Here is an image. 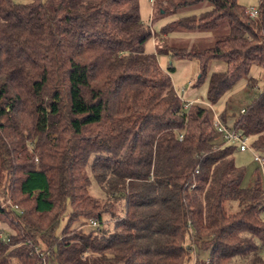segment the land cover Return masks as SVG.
<instances>
[{"label":"trees","instance_id":"16d2710c","mask_svg":"<svg viewBox=\"0 0 264 264\" xmlns=\"http://www.w3.org/2000/svg\"><path fill=\"white\" fill-rule=\"evenodd\" d=\"M203 4L160 32L227 22L226 35L147 53L155 32L140 0H0V201L10 200L0 205V264H264L260 172L243 186L239 145L223 141L202 102L184 109L174 66L158 59H200L198 84L209 61L222 62L208 78L217 102L253 64L264 68V3L255 18L239 0H163L159 10ZM233 129L264 133V89ZM87 168L102 202L89 193ZM228 199L240 209L229 212Z\"/></svg>","mask_w":264,"mask_h":264},{"label":"rangeland","instance_id":"374dc122","mask_svg":"<svg viewBox=\"0 0 264 264\" xmlns=\"http://www.w3.org/2000/svg\"><path fill=\"white\" fill-rule=\"evenodd\" d=\"M16 3H28L30 0H14ZM163 0H140V14L142 20L149 24L155 35L148 39L145 43V51L147 53L156 52V49L163 44H171L173 46L186 48L188 50L194 48H204L211 46L216 39L224 36L228 32L227 22L214 30H185L175 29L167 34L161 33V29L168 23L173 22L177 18L192 13H199L209 8L208 4H203L196 8L184 9L177 13H163L159 10V3ZM246 6L247 9L260 8L264 0H239ZM161 12V13H160ZM172 54L158 55V59L163 68H166L170 63L175 68L172 73V81L181 96L183 102L193 101L197 98L201 99L202 105L206 106L215 120L219 118L228 128L233 129L236 119L240 116L242 109L246 108L252 100L258 96L264 89V68L259 64H253L250 67L248 74L244 75L236 82L229 90H227L220 99L211 103L208 99V78L213 71H218L222 62L209 61L206 70V79L198 84L199 76L202 72V63L198 58L189 57H174ZM254 80V86H249V79ZM239 145L238 142H235ZM245 143L249 147L245 151L237 149L235 151L236 163L246 169V176L243 181V186H246L254 172H260L264 181V167L255 160L254 155L264 156V152L255 147V144L264 143V133L261 135H253L247 137ZM93 159L91 157L90 161ZM87 173L90 176L89 193L99 201H104L105 194L87 168ZM226 209L229 212H236L240 209L239 202L233 199H228L225 202ZM117 214L123 216L125 214V201L121 200L115 205L114 209ZM261 216L264 218V211ZM67 224V217L64 216L57 229V235L61 236L64 227ZM4 234L11 232L7 226L2 225ZM103 227L113 229L114 219L111 214L104 216ZM261 254L264 257V246L261 248Z\"/></svg>","mask_w":264,"mask_h":264},{"label":"built area","instance_id":"2783aa9c","mask_svg":"<svg viewBox=\"0 0 264 264\" xmlns=\"http://www.w3.org/2000/svg\"><path fill=\"white\" fill-rule=\"evenodd\" d=\"M246 12L248 13V15L252 18H255L259 15V8H251V9H247ZM199 103L201 102V99L197 98L196 100L193 101H185L184 102V109H189L193 103ZM241 112H244V109H242ZM214 126L215 129L217 131V133L222 137L223 141L225 143H235L238 142L239 143V149L241 151H245L247 150L249 147L247 146V144L245 143L247 137L241 136L239 131H237L236 129H230L228 128L219 118H216L214 120ZM180 138H182V136H180ZM254 158L256 161H258L262 167H264V156H260V155H254ZM10 204V200L9 199H4L2 201H0V205L2 207L6 206ZM14 208L18 209V206L15 205ZM91 225L93 226H98V222L96 221H92Z\"/></svg>","mask_w":264,"mask_h":264},{"label":"crops","instance_id":"0c3cea01","mask_svg":"<svg viewBox=\"0 0 264 264\" xmlns=\"http://www.w3.org/2000/svg\"><path fill=\"white\" fill-rule=\"evenodd\" d=\"M225 68L224 64H221L218 70H223ZM218 139L220 140L221 138L218 136Z\"/></svg>","mask_w":264,"mask_h":264}]
</instances>
